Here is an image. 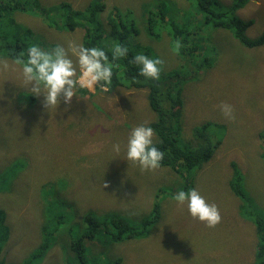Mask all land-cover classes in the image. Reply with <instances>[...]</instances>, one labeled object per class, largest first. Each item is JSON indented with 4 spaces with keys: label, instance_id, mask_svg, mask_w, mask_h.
Returning <instances> with one entry per match:
<instances>
[{
    "label": "rangeland",
    "instance_id": "1",
    "mask_svg": "<svg viewBox=\"0 0 264 264\" xmlns=\"http://www.w3.org/2000/svg\"><path fill=\"white\" fill-rule=\"evenodd\" d=\"M45 1L52 4L60 0ZM67 1L75 8L84 9L93 0ZM95 1H105L109 7L132 6L140 19L143 44L156 48L160 56L167 53L170 41L151 37L142 16L157 0ZM165 1L169 12L177 10L178 4L179 17L184 15L185 6L180 8L182 0ZM194 9L193 18L198 21ZM238 14L244 19H254L249 34L258 36L264 27V0H251ZM25 16L35 31L47 37L42 48L60 43L67 48L81 37L80 30L58 33L46 28L41 16L32 17L29 13ZM16 18L23 17L16 15ZM203 33L198 29L194 34ZM208 35L201 41L204 45L201 53L212 56L215 65L211 70L200 71L199 80L191 82L184 93V122L195 125L212 120L227 125V139L218 153L203 167L192 170L195 179L192 188L219 210L221 219L214 227L192 218L186 204L173 199L178 190L177 181L170 182L176 177L170 167L142 171L138 164L124 160L123 145L130 128L148 126L156 118L145 89L123 90L122 87L100 92L96 87L85 88L77 91L70 105L61 103L57 111L52 109L48 113L42 106V96L28 95L20 66L13 65L11 58L0 57V62L9 65L5 69L0 63V175L5 173L8 184L20 192L0 190V205L6 208L10 219V236L0 239L6 247L8 262L77 264L72 239L86 229L82 217L85 212L103 214L118 210L138 224L136 216L148 214L155 205L153 197L157 196L164 217L152 226L149 236L116 242L104 231L94 239L84 238L92 264H257L255 226L240 213L243 203L230 189L229 179L235 162L242 171V185L255 210L264 213V161L259 142V133L264 130V44L244 47L231 32L223 29ZM227 37L231 39L229 44L225 43ZM211 48L214 51L208 50ZM163 65V71L167 70ZM221 102L232 105L234 119L223 116L218 107ZM153 132L154 142L158 139ZM114 141L122 146L119 156L109 151ZM20 159H26L25 168L12 170ZM58 172L79 186L75 195L83 202L71 203L67 198L62 202L52 196L51 190L45 192L44 178L52 180ZM92 189L95 191L91 192ZM48 207L66 214L67 220L48 235L49 250L31 259L32 250L47 237L44 229L51 218L44 209Z\"/></svg>",
    "mask_w": 264,
    "mask_h": 264
},
{
    "label": "trees",
    "instance_id": "2",
    "mask_svg": "<svg viewBox=\"0 0 264 264\" xmlns=\"http://www.w3.org/2000/svg\"><path fill=\"white\" fill-rule=\"evenodd\" d=\"M250 1L182 0L180 8L183 6L186 8H184L185 12L182 17L178 14V4L177 10L169 12L165 8V0L155 1L142 16L145 29L151 37L157 41L164 39L170 41L166 56L161 53V57L156 48L143 44L140 26H138L140 19H137L138 16L132 6L112 5L109 7L105 1L93 0L89 6L78 9L67 0L56 1L52 4L45 0H0V57L13 59L19 53L24 52L23 58L26 59L29 44H38L40 47L45 44L47 37L35 31L26 18V13L31 14L32 17L41 16L46 23L45 27L52 28L58 33L64 30L82 31L78 44H83L85 47H103L109 61H111L109 47L112 42H118L127 47V56L115 62L112 84L109 88L121 89L123 87V90L145 89L147 91L149 106L156 114L155 120L148 126L157 133L158 140L153 143L164 153L160 166H168L176 174L170 182L177 181V190L187 191L192 188L195 180L192 170L203 167L213 155L218 153V148L227 139L225 123L205 120L195 125H188L184 122V93L191 82L196 83L199 80L200 71L211 70L215 65H213L212 56L208 54L203 56L204 53H201L203 51L201 48H204L201 41L210 36L208 35L210 32L223 29L231 32L244 47L255 48L263 45L264 27L258 36L253 37L249 32H252V27L255 25L254 19H244L238 14V10L247 6ZM192 8H195L194 10L198 13V21L193 18ZM105 9L108 11L103 14ZM16 15H21L22 20L16 18ZM198 29L203 30L204 33L199 36L194 34ZM225 43H231V39L227 37ZM208 50L214 51L213 48ZM136 53H143L162 61L158 80L139 76L136 66L128 63ZM163 63L165 68H168L165 71H163ZM33 101L31 100L30 103ZM63 110L67 113L66 115H70L65 106ZM259 138L260 157L264 161V130L259 133ZM25 161L26 159H20L12 170L25 168ZM232 166L234 172L229 179V186L243 203L239 207L240 213L243 217L250 219L255 226V244H258L257 264H264V213L261 210H255V204L248 197L242 185L241 169L235 162ZM0 181H3L0 190L1 188L8 191L14 189V186L8 184L5 173L0 175ZM43 188H47L45 190L47 193L51 190L52 196L62 202H66L67 199L71 200V203L75 200L77 203L83 202L78 195H75L79 186L65 180V174L62 172L55 173L52 180L45 177ZM85 188L88 187L85 186ZM41 190L42 188L37 191ZM90 191L94 192L95 189ZM13 192L20 193L16 187ZM155 198L153 197V205H155L148 214L142 217L136 216L139 220L138 224L133 223L131 218L118 210L106 211L103 214H97L92 210L85 212L82 217L87 224L86 229L72 239V249L77 255V264H92L88 259L87 249L83 242L85 237L94 239L104 231L116 242L149 236L152 226L164 217ZM44 212L51 218L44 229L47 237L43 238L36 250H32L31 259L42 256L49 250L51 241L48 235L51 231L58 230L67 220V215L58 210L48 207L44 209ZM9 223V214L6 208L0 205L1 240L10 236ZM5 249V245L0 242V264H17L7 261ZM21 264L24 262L22 261Z\"/></svg>",
    "mask_w": 264,
    "mask_h": 264
},
{
    "label": "clouds",
    "instance_id": "3",
    "mask_svg": "<svg viewBox=\"0 0 264 264\" xmlns=\"http://www.w3.org/2000/svg\"><path fill=\"white\" fill-rule=\"evenodd\" d=\"M109 51L111 61L103 47H85L83 44L70 43L67 48L56 44L47 49L38 44H29L24 52L12 60L13 65L20 66V74L28 95L43 97L42 106L49 113L58 109L61 103L70 105L72 98L81 89L96 87L100 92L109 90L112 84L115 62L127 56L128 48L118 42H112ZM5 69L7 62H0ZM135 65L138 75L146 79L158 80L162 61L143 53H136L128 61ZM14 70V69H13ZM219 110L227 119H234L231 104L221 102ZM153 129L145 124L131 127L126 143L123 145L124 157L139 165L143 170H154L160 167L164 153L153 143ZM122 146L114 141L109 148L110 153L119 156ZM173 199L186 204L188 214L208 227L220 222V214L214 203H209L195 189L178 190Z\"/></svg>",
    "mask_w": 264,
    "mask_h": 264
}]
</instances>
